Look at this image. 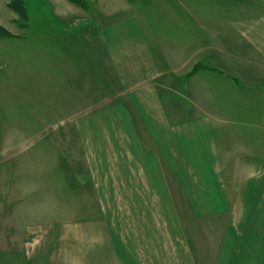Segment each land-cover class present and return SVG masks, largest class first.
<instances>
[{
	"label": "crops",
	"instance_id": "crops-1",
	"mask_svg": "<svg viewBox=\"0 0 264 264\" xmlns=\"http://www.w3.org/2000/svg\"><path fill=\"white\" fill-rule=\"evenodd\" d=\"M46 1L63 22L64 95L74 101L70 115L93 204L77 205L76 219L36 224L27 250L0 253V264H264V114L253 139H241L247 147L239 144L232 173L218 111L169 105L184 89L187 101L197 92L196 74L173 88L180 67L167 65L156 29L165 22L173 28L167 35L181 36V0H159L162 7L152 0ZM189 1L193 69L196 31L211 36L201 21L213 18ZM231 1L232 15L221 18L220 59L239 90L249 76L239 51L248 47L264 60V11L245 15L244 2ZM170 2L178 17L164 5Z\"/></svg>",
	"mask_w": 264,
	"mask_h": 264
},
{
	"label": "rangeland",
	"instance_id": "rangeland-1",
	"mask_svg": "<svg viewBox=\"0 0 264 264\" xmlns=\"http://www.w3.org/2000/svg\"><path fill=\"white\" fill-rule=\"evenodd\" d=\"M9 1L0 0V25L4 23L8 31L0 32V253L11 255L13 251L27 250L34 240L36 224L76 219L77 205L93 204V191L86 156L75 131L77 118L70 115L74 101L64 95V32L59 28L63 22L60 24L46 0H27L29 19L22 26L16 21L17 13L9 8ZM242 1L245 15L264 11V0L239 3ZM153 2L161 4L159 0ZM191 2L201 10L202 18L207 7L213 18L201 21L212 28L211 36L206 39L204 33L196 31L197 65L193 69L189 41L194 38L188 37L190 1L181 0L186 15L181 22L176 19L175 31L183 32L180 37L167 35L173 28L171 25L167 30L163 19L164 23L156 27L163 32L167 65L180 67L170 79L173 88H184L177 84L178 79L188 81L195 74L198 78L196 96L191 101H187L189 96L184 89L179 93L180 99H172L169 105L185 109L206 106L218 111L222 152L230 163V172L235 173L234 159L242 152V144L247 147L241 139H253L257 115L264 114V60L248 47L244 53L239 51V61L245 66L242 72L249 75L243 78L247 83L240 85L239 90L229 83L235 76L229 75L232 69L221 66L220 29L221 18L232 15L236 5L231 0ZM171 4L164 3L170 7L171 16L178 17ZM222 4L229 7L227 13L220 11ZM148 16L151 18L152 14ZM228 32H235L230 23ZM230 52L237 54L236 50ZM240 110L245 116L237 115ZM258 120L264 126V116Z\"/></svg>",
	"mask_w": 264,
	"mask_h": 264
},
{
	"label": "trees",
	"instance_id": "trees-1",
	"mask_svg": "<svg viewBox=\"0 0 264 264\" xmlns=\"http://www.w3.org/2000/svg\"><path fill=\"white\" fill-rule=\"evenodd\" d=\"M78 4L84 5L85 0H72ZM8 6L11 10L17 13L18 18L16 21L22 26L27 24V20L29 19L27 0H10L8 2ZM0 32H8L5 27L0 25Z\"/></svg>",
	"mask_w": 264,
	"mask_h": 264
}]
</instances>
